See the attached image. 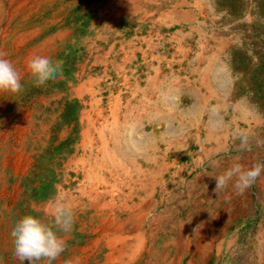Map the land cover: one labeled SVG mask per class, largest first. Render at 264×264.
I'll return each instance as SVG.
<instances>
[{
  "label": "rangeland",
  "instance_id": "374dc122",
  "mask_svg": "<svg viewBox=\"0 0 264 264\" xmlns=\"http://www.w3.org/2000/svg\"><path fill=\"white\" fill-rule=\"evenodd\" d=\"M49 6L46 55L62 70L29 75L28 126L21 112L2 143L0 264H20L14 223L54 227L58 202L73 227L38 264H264V0Z\"/></svg>",
  "mask_w": 264,
  "mask_h": 264
},
{
  "label": "bare ground",
  "instance_id": "6f19581e",
  "mask_svg": "<svg viewBox=\"0 0 264 264\" xmlns=\"http://www.w3.org/2000/svg\"><path fill=\"white\" fill-rule=\"evenodd\" d=\"M90 1V0H82ZM103 1V0H102ZM137 1V0H136ZM51 0H0V58L11 61L22 76L23 89L21 92H0V150L3 144L10 146L13 139V128L19 114L22 112L26 114L27 125L29 123L30 115L28 113L29 104V85L31 72L28 68L29 60L34 55H46L47 43L49 40V16ZM137 3V2H136ZM135 3H133L134 5ZM72 8V7H71ZM99 8V7H98ZM109 8V7H107ZM105 8V10L107 9ZM97 10V9H96ZM81 11V10H80ZM79 11V12H80ZM99 11V10H98ZM109 13V12H108ZM81 14V13H80ZM85 15V14H84ZM80 17V16H79ZM101 18V17H100ZM104 19V18H103ZM61 20V19H60ZM109 20V19H108ZM103 21V20H102ZM106 21V20H105ZM100 24V23H99ZM98 24V25H99ZM109 24V23H108ZM96 25V24H95ZM77 27V26H76ZM96 27V26H95ZM106 27V26H105ZM108 27V26H107ZM92 31V30H91ZM71 38V37H70ZM59 40V39H58ZM67 40V39H66ZM94 40V39H93ZM63 42V41H62ZM74 42V41H73ZM174 42V41H173ZM68 43V42H67ZM69 45V44H68ZM71 46V45H70ZM60 47V46H59ZM68 47V46H67ZM66 47V48H67ZM62 48V47H61ZM62 50V49H61ZM49 51V50H48ZM59 51V50H58ZM65 51V50H64ZM68 51V50H67ZM53 52V51H52ZM60 52V51H59ZM92 53V52H91ZM55 54V53H54ZM58 57V56H57ZM43 90V89H42ZM31 105V104H30ZM43 107V106H42ZM22 117V116H21ZM47 118V117H46ZM89 138V137H88ZM85 140V139H84ZM86 143V142H85ZM15 145V143H14ZM16 155V154H15ZM77 157V156H76ZM81 157V156H80ZM149 158V157H148ZM156 158V157H155ZM162 158V157H161ZM160 158V159H161ZM140 159V158H139ZM12 160V159H10ZM119 160V159H117ZM143 160V159H142ZM141 160V161H142ZM147 160V159H146ZM149 161V159H148ZM176 161V160H175ZM179 161V160H178ZM5 162V161H4ZM25 162V161H24ZM128 162V161H127ZM137 162V161H136ZM147 162V161H146ZM182 162V161H181ZM120 163V161H119ZM149 163V162H148ZM161 163V162H160ZM174 163V162H172ZM176 163V162H175ZM129 164V163H128ZM127 164V165H128ZM201 165V164H200ZM7 166V165H6ZM161 166V165H159ZM158 166V167H159ZM199 166V165H198ZM150 167V166H149ZM153 167V166H152ZM156 167V166H155ZM162 167V166H161ZM165 167V166H164ZM197 168L196 166H194ZM5 168V167H4ZM200 168V167H199ZM20 169V168H19ZM142 169V168H141ZM155 169V168H154ZM163 169V168H162ZM134 170V169H133ZM13 171V170H12ZM97 171V170H96ZM145 171V170H144ZM170 171V170H169ZM71 172V171H70ZM179 172V171H178ZM75 173V172H74ZM203 173V172H202ZM70 174V173H69ZM77 174V173H76ZM136 174V171H135ZM151 174V173H149ZM148 174V175H149ZM184 174V173H183ZM215 174V172H214ZM221 174V173H220ZM218 174V176H220ZM72 175V174H71ZM138 175V174H137ZM33 176V175H32ZM183 176V175H182ZM137 177V176H136ZM143 177V175L141 176ZM145 177V176H144ZM147 177V176H146ZM153 177V176H152ZM171 177V176H170ZM173 177V176H172ZM197 177V176H196ZM195 177V178H196ZM149 178V177H148ZM159 178V177H158ZM193 178V177H192ZM200 178V177H199ZM209 178V177H208ZM219 178V177H216ZM138 179V178H137ZM152 179V178H151ZM179 179V178H178ZM69 180V179H68ZM175 180V179H174ZM185 180V179H184ZM195 180V179H194ZM204 180V179H203ZM207 180V179H206ZM153 181V180H152ZM178 181V180H177ZM183 181V180H182ZM198 181V180H197ZM208 181V180H207ZM190 183V182H188ZM187 183V184H188ZM152 184V183H151ZM155 184V183H154ZM162 184V183H161ZM179 184V183H178ZM217 184V183H216ZM147 185V184H146ZM173 185V184H172ZM176 185V184H175ZM183 185V184H182ZM200 185V184H199ZM77 186V185H76ZM155 186V185H154ZM162 186V185H161ZM159 186V187H161ZM170 186V185H169ZM190 186V185H189ZM188 186V187H189ZM196 186V185H195ZM172 187V186H171ZM204 187V186H203ZM206 187V186H205ZM140 188V187H139ZM191 188V187H190ZM214 188V187H212ZM222 188V187H221ZM163 189V188H162ZM161 189V190H162ZM182 189V187H181ZM201 189V188H199ZM220 189V187H219ZM164 190V189H163ZM183 190V189H182ZM99 191V190H98ZM125 191V190H124ZM144 191V190H143ZM146 191V190H145ZM205 191V190H204ZM80 193V191H77ZM153 192V191H152ZM151 192V194H152ZM171 192V190L169 191ZM188 192V191H187ZM207 192V191H206ZM156 193V192H155ZM64 194V193H63ZM165 194V193H163ZM176 194V193H175ZM67 195V193H66ZM101 195V194H100ZM174 195V194H173ZM186 195V194H185ZM189 195V194H188ZM219 195V194H218ZM168 196V195H167ZM178 196V195H177ZM197 196V195H195ZM81 197V196H80ZM85 197V196H84ZM121 197V196H120ZM124 197V196H122ZM147 197V196H146ZM149 197V196H148ZM173 197V196H172ZM207 197V196H206ZM221 197V196H220ZM83 198V197H82ZM166 198V197H165ZM191 197H189L190 199ZM208 198V197H207ZM206 198V199H207ZM211 198V197H210ZM1 199V198H0ZM199 199V198H198ZM218 199V198H217ZM220 199V198H219ZM67 200V199H66ZM136 200V199H134ZM150 200V199H149ZM167 200V199H165ZM164 200V202H165ZM170 200V199H169ZM174 200V199H173ZM221 200V199H220ZM219 200V201H220ZM64 201V200H63ZM62 201V202H63ZM160 201V200H159ZM185 201V200H184ZM198 201V200H197ZM202 201V200H201ZM212 201V200H211ZM68 202V200H67ZM126 202V201H125ZM169 202V201H168ZM193 202V201H192ZM69 203V202H68ZM154 203V202H153ZM11 204V203H10ZM142 204V203H141ZM151 204V203H150ZM166 204V203H165ZM206 204V203H205ZM160 205V204H159ZM158 205V206H159ZM163 205V204H162ZM214 205V204H213ZM212 205V206H213ZM146 206V205H145ZM153 206V205H152ZM186 206V205H185ZM201 206V205H200ZM222 206V205H221ZM47 207V206H46ZM120 207V206H119ZM140 207V206H138ZM178 207V206H176ZM207 207V205H206ZM53 208V207H52ZM146 208V207H145ZM175 208V207H174ZM152 209V208H151ZM150 209V210H151ZM168 209V208H167ZM136 210V209H135ZM157 210V209H156ZM193 210V209H192ZM210 210V209H209ZM215 210V209H214ZM139 211V209H138ZM137 211V212H138ZM141 211V210H140ZM205 211V210H204ZM222 211V210H221ZM51 212V213H50ZM126 212V211H125ZM147 212V211H146ZM155 212V211H154ZM211 212V211H210ZM48 213L52 214V211ZM141 213V212H140ZM167 213V212H166ZM191 213V212H190ZM203 213V211H202ZM206 213V212H205ZM135 214V213H134ZM176 214V213H175ZM193 214V213H192ZM218 214V213H217ZM132 215V214H131ZM130 215V216H131ZM138 215H140L138 213ZM144 215V213H143ZM146 215V213H145ZM156 215V214H155ZM162 215V214H161ZM165 215V214H164ZM179 215V214H178ZM134 216V215H133ZM150 216V215H149ZM198 216V215H197ZM219 216V215H218ZM144 217V216H143ZM158 217V216H157ZM186 217V216H185ZM210 217V216H209ZM215 217V216H214ZM223 217V216H222ZM146 218V216H145ZM152 218V217H151ZM156 218V217H155ZM188 218V217H187ZM201 218V217H200ZM217 218V217H216ZM221 218V217H220ZM130 219V218H129ZM138 219V218H137ZM143 219V218H142ZM141 219V220H142ZM160 219V218H158ZM203 219V218H202ZM133 220V219H132ZM140 220V221H141ZM156 220V219H155ZM197 220V219H196ZM222 220V219H221ZM150 221V220H149ZM152 221V220H151ZM219 221V220H218ZM156 222V221H155ZM125 223V222H124ZM139 223V222H135ZM168 223V222H167ZM188 223V222H187ZM203 223V220H202ZM209 223V222H208ZM215 223V222H214ZM220 223V222H219ZM132 224V221H131ZM190 224V223H189ZM221 224V223H220ZM114 225V224H113ZM138 225V224H137ZM185 225V224H184ZM195 225V224H194ZM215 225V224H214ZM103 226V225H102ZM110 226V225H109ZM139 226V225H138ZM158 226V225H157ZM167 226V225H166ZM172 226V225H171ZM201 226V225H200ZM217 226V225H216ZM106 227V226H105ZM141 227V225H140ZM189 227V226H188ZM194 227V226H192ZM214 227V226H213ZM191 228V227H190ZM122 229V228H121ZM126 229V227H125ZM138 229V228H137ZM140 229V228H139ZM138 229V230H139ZM160 229V228H159ZM175 229V228H174ZM181 229V228H180ZM216 229V228H215ZM221 229V228H220ZM132 230V228H131ZM183 230V227H182ZM212 230V229H211ZM223 230V229H222ZM147 231V230H146ZM185 231V230H184ZM208 231V230H207ZM213 231V230H212ZM132 232V231H131ZM149 232V231H148ZM159 232V231H158ZM221 232V231H220ZM219 232V233H220ZM122 233V232H121ZM135 233V232H134ZM153 233V232H152ZM168 232H166L167 234ZM170 233V232H169ZM177 233V232H176ZM179 233V232H178ZM203 233V232H202ZM201 233V234H202ZM209 233V232H207ZM151 234V233H150ZM185 234V232H184ZM194 234V232H193ZM206 234V233H205ZM211 234V233H210ZM149 236V235H148ZM125 237V236H124ZM180 237V236H179ZM193 237V236H192ZM199 237V236H198ZM126 238V237H125ZM124 238V239H125ZM148 238V237H147ZM215 238V237H214ZM145 238L140 237L137 242V254L141 255L147 245H145ZM149 240V239H147ZM146 240V241H147ZM175 240V239H174ZM187 240V238H186ZM198 240V239H197ZM220 240V239H219ZM155 241V240H154ZM179 241V240H178ZM203 241V240H202ZM211 241V240H210ZM209 241V242H210ZM214 241V239L212 240ZM182 242V241H181ZM192 242V241H190ZM100 243V242H99ZM150 243V242H149ZM148 243V244H149ZM167 243V242H166ZM165 243V244H166ZM207 243V242H206ZM136 244V243H135ZM186 244V243H185ZM194 244V243H193ZM218 244V243H217ZM167 246V245H166ZM192 246V245H191ZM215 246V245H214ZM164 247V246H163ZM168 247V246H167ZM186 247V246H185ZM189 247V246H188ZM198 247V246H197ZM210 246H208L209 248ZM216 247V246H215ZM166 248V247H165ZM195 248V246L193 247ZM207 248V249H208ZM219 248V247H217ZM158 249V248H157ZM184 249V248H183ZM187 249V248H186ZM205 249V247H204ZM206 249V250H207ZM213 249V248H212ZM101 250V249H100ZM148 250V249H147ZM161 250V247L159 248ZM164 250V249H162ZM168 250V249H167ZM176 250V248H175ZM182 251V250H180ZM185 251V250H184ZM191 251V250H190ZM194 251V250H192ZM260 251V250H259ZM88 252V251H87ZM150 252V251H149ZM166 253V252H165ZM176 253V252H175ZM182 253V252H181ZM194 253V252H192ZM198 253V252H197ZM210 253V252H209ZM220 253V252H219ZM261 253V252H260ZM147 254V253H145ZM158 254V253H157ZM165 255V254H164ZM233 255V254H232ZM260 254H258L259 256ZM263 255V254H262ZM96 256V255H95ZM150 256V255H149ZM148 256V257H149ZM169 256V255H168ZM167 256V257H168ZM178 256L179 255H173ZM192 256V255H191ZM199 256V255H198ZM204 256V255H203ZM202 256V257H203ZM220 256V254H219ZM257 256V257H258ZM93 258V257H92ZM160 258V257H159ZM162 258V257H161ZM205 258V257H204ZM234 258V257H233ZM261 258V257H260ZM58 259V258H57ZM137 259V256H136ZM209 259V258H208ZM141 260V259H140ZM150 260V259H149ZM166 260V259H165ZM191 260V259H189ZM205 260V259H204ZM207 260V259H206ZM159 261V260H157ZM176 261V260H175ZM260 261V260H259ZM94 262V261H93ZM178 262V261H177ZM190 262V261H189ZM188 262V263H189ZM89 263V262H88ZM87 263V264H88ZM150 263V262H149ZM148 263V264H149ZM161 263V262H160ZM194 263V262H193ZM172 264V263H170ZM187 264V263H186ZM259 264V262H258Z\"/></svg>",
  "mask_w": 264,
  "mask_h": 264
},
{
  "label": "clouds",
  "instance_id": "9594fccd",
  "mask_svg": "<svg viewBox=\"0 0 264 264\" xmlns=\"http://www.w3.org/2000/svg\"><path fill=\"white\" fill-rule=\"evenodd\" d=\"M28 68L33 83L39 86L61 73L62 62L47 55L37 54L30 58ZM22 89L20 71L11 61L0 58V92L18 93ZM254 179V173H246L241 176V184L238 187L246 188ZM222 184L223 180L219 179L217 187ZM52 216L54 227L33 215H25L14 223V255L20 264H38L41 260L51 262L65 251L66 241L58 233L71 231L73 215L66 205L58 202L53 207Z\"/></svg>",
  "mask_w": 264,
  "mask_h": 264
}]
</instances>
